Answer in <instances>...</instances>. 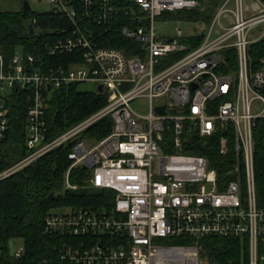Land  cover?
<instances>
[{"label": "built area", "instance_id": "built-area-1", "mask_svg": "<svg viewBox=\"0 0 264 264\" xmlns=\"http://www.w3.org/2000/svg\"><path fill=\"white\" fill-rule=\"evenodd\" d=\"M45 1L71 22L48 50L51 57L69 56L68 64L45 66L24 50L11 58L0 53V142L10 127V105L23 101L27 108L26 155L1 171L0 181L66 146L71 162L66 190L80 188L71 173L81 167L88 173L86 187L116 194L111 212L78 208L46 216L47 233L73 239L62 260L204 264L199 241L225 238L248 245L249 264H264V207L257 200L254 138L257 123L264 120V54L257 58L251 53L252 45L264 38V28L258 39L249 38L254 27L264 25V4L254 0L259 12L246 17L245 0H224L203 43L191 48L180 41L181 29L177 37H160L156 20L197 8L201 0H134V7L121 10L133 15L122 36L141 45L129 55L100 47L89 28L113 22L119 12L112 0ZM219 14L230 15L233 25L224 27ZM216 22L224 32L213 38ZM186 51L160 70L163 59ZM81 83L103 86L106 106L52 135L47 109L53 92ZM137 100L147 105L146 113L134 109ZM107 117L113 121L110 134L100 140L85 136ZM195 137L201 142L218 138L219 153L233 155V178H220L207 156L186 151L197 148ZM173 239L194 243H164ZM23 250L19 246L14 257L20 258ZM173 256L180 262H173Z\"/></svg>", "mask_w": 264, "mask_h": 264}, {"label": "trees", "instance_id": "trees-1", "mask_svg": "<svg viewBox=\"0 0 264 264\" xmlns=\"http://www.w3.org/2000/svg\"><path fill=\"white\" fill-rule=\"evenodd\" d=\"M22 1L24 4L25 0ZM29 2V0H27ZM264 4V0H260ZM118 14L110 25L93 24L89 26L94 40L100 47L118 48L129 55L137 54L141 45L122 36V28L133 24V15L125 14L123 8L134 7V0H112ZM224 0H201L199 7L177 12L165 13L172 20L197 22L204 25L212 23L215 14ZM30 25L35 31L32 34ZM71 22L64 13L7 11L0 8V53L11 58L18 50L33 52L45 66L68 64L69 56L48 55L59 32L70 28ZM206 34L184 39L190 47L203 43ZM252 56L264 54V38L252 45ZM236 65V62H235ZM235 66L233 64V67ZM79 85L63 88L57 97L52 98L47 109V119L51 134L56 135L101 110L107 104L105 94L78 89ZM23 101L10 105V127L0 142V172L21 160L26 155L27 111ZM113 121L107 117L91 127L85 136L100 140L110 134ZM255 138V177L257 200L264 207V120L259 121L254 131ZM197 148L186 149L207 156L210 166L217 170L219 177L233 178V155L219 153L218 138L197 140ZM70 147L58 148L38 161L0 181V264H69L62 260L64 249L70 237L47 233L45 219L57 209L74 210L78 208L103 209L111 212L114 207L115 192L86 187L88 173L84 168H76L71 173V181L79 185L76 191L66 190L65 177L71 165L68 159ZM54 195L51 197V195ZM65 213V212H63ZM74 240V241H79ZM21 241L23 254L14 257L11 242ZM165 243L192 244L187 239L165 240ZM201 257L208 264H249L248 245L238 239L204 238L199 241Z\"/></svg>", "mask_w": 264, "mask_h": 264}, {"label": "rangeland", "instance_id": "rangeland-1", "mask_svg": "<svg viewBox=\"0 0 264 264\" xmlns=\"http://www.w3.org/2000/svg\"><path fill=\"white\" fill-rule=\"evenodd\" d=\"M247 9L245 11V16L250 17L255 14H258L259 7L255 4L254 0H245ZM29 4L31 6V9L35 12H47L51 11L53 9L52 4L48 3L45 0H29ZM231 7L236 10V7L234 4H231ZM0 8L2 10L7 11H21L24 8V4L22 1L19 0H0ZM221 8V7H220ZM218 9V12L220 10ZM218 12L215 14L212 23L208 24L207 26L202 23L197 22H188L184 20H172L170 18L166 17H160L156 20V31L160 37L163 38H174L177 37V30H182V38L180 39L181 42H184V39H188L191 37H198L202 34H208L211 30V27L215 24V21L217 20ZM219 18H221V22H223L224 27L229 28L233 25L232 18L230 15H220ZM216 29L213 34V38H217L218 35L222 34L224 31L222 30L219 23L216 22ZM264 28V25H259L258 27H254L252 31L250 32L249 38L251 40H256L260 37V33L262 32ZM185 43V42H184ZM188 51L174 54L168 58H165L160 63V70H164L170 65L176 63L179 59L184 57ZM158 71V69H157ZM78 89L81 91H87V92H97L98 87L95 83H81L78 86ZM134 109L140 113L144 114L147 111V105L143 102V100H137L133 102ZM12 176V175H11ZM10 176V177H11ZM9 178V177H8ZM7 179V178H6ZM55 213H63V212H69L68 209H57L54 211ZM170 241V240H167ZM165 243V242H164ZM21 241L11 242V250L15 251L19 246H21ZM171 246H182V244H173V243H166ZM202 262L204 264H208V262L202 258ZM173 262H180V260L173 256L172 258Z\"/></svg>", "mask_w": 264, "mask_h": 264}, {"label": "water", "instance_id": "water-1", "mask_svg": "<svg viewBox=\"0 0 264 264\" xmlns=\"http://www.w3.org/2000/svg\"><path fill=\"white\" fill-rule=\"evenodd\" d=\"M24 10L25 11H31L32 9H31V6H30V4H29V2L27 1V0H25L24 1ZM30 29H32V34H34L35 33V31H34V29H33V25H30ZM98 91L101 93V92H103V86H100L99 88H98ZM57 92L55 91V92H53V96L54 97H56L57 96ZM162 112H163V110H162ZM54 195L52 194L51 195V197H53Z\"/></svg>", "mask_w": 264, "mask_h": 264}]
</instances>
